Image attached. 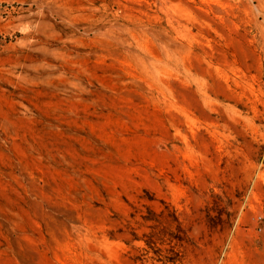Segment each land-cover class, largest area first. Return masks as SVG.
<instances>
[{
	"label": "rangeland",
	"instance_id": "rangeland-1",
	"mask_svg": "<svg viewBox=\"0 0 264 264\" xmlns=\"http://www.w3.org/2000/svg\"><path fill=\"white\" fill-rule=\"evenodd\" d=\"M0 264H264V0H0Z\"/></svg>",
	"mask_w": 264,
	"mask_h": 264
}]
</instances>
